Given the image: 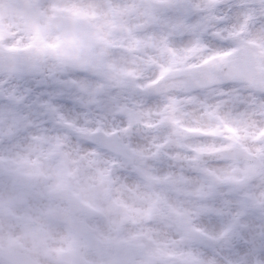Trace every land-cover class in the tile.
<instances>
[{
	"label": "snow or ice",
	"instance_id": "snow-or-ice-1",
	"mask_svg": "<svg viewBox=\"0 0 264 264\" xmlns=\"http://www.w3.org/2000/svg\"><path fill=\"white\" fill-rule=\"evenodd\" d=\"M0 264H264V0H0Z\"/></svg>",
	"mask_w": 264,
	"mask_h": 264
},
{
	"label": "flooded vegetation",
	"instance_id": "flooded-vegetation-1",
	"mask_svg": "<svg viewBox=\"0 0 264 264\" xmlns=\"http://www.w3.org/2000/svg\"><path fill=\"white\" fill-rule=\"evenodd\" d=\"M5 2L7 3V2H8V0H5Z\"/></svg>",
	"mask_w": 264,
	"mask_h": 264
}]
</instances>
